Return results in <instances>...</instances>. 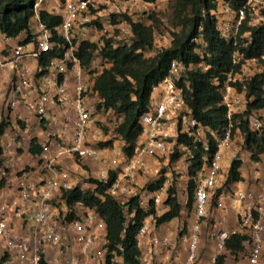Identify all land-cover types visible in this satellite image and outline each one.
<instances>
[{"label": "built area", "instance_id": "2783aa9c", "mask_svg": "<svg viewBox=\"0 0 264 264\" xmlns=\"http://www.w3.org/2000/svg\"><path fill=\"white\" fill-rule=\"evenodd\" d=\"M44 1L46 0H36L34 3L36 15L30 23L33 36L30 43L23 44L24 40L10 47L9 42L13 40L12 38L3 35L0 39V71L6 69L12 71L7 87L6 108L15 109L35 94L37 97L33 103L34 111L39 122L44 126L47 124L49 112L55 108L60 109L64 123L73 130L72 139L57 144V148L51 150L52 152L48 146L43 145L41 159L47 161L49 166L64 157L75 158L79 163L96 162L98 164L96 177L101 181H106L112 171L117 172L119 169L123 179H130L132 175L139 174L146 179V184L142 188L133 185L124 186L118 176L109 193L122 203L130 198H138L144 209L152 204L157 216H162L168 211L165 201L169 189L175 183L173 172L186 176L189 180L188 170L195 159L194 151L178 142L180 135L194 138L195 143L202 144L208 150L207 133L212 134L192 116L186 105L185 88L179 85L182 81L188 85V72L194 65L187 66L178 60L172 62L169 75L154 89L149 111L140 119L142 134L133 157L126 159L122 156L123 158L110 159L105 155V150L91 140V129L97 124L100 113L98 107L102 100L94 88L97 74H94L93 70L96 69L91 66L88 70L82 66L77 57L78 48L80 42L90 41L86 36L94 31L100 32L102 38L112 37L111 31L117 28L113 16L124 14L131 16L140 6L150 2L148 0H57L52 5L44 6ZM41 10L60 16L61 25L54 30L48 28L40 20ZM214 14L221 38L227 43L237 45L246 23L252 28L264 24V0H248L238 9H234L229 1L222 0L218 2ZM94 22L96 25L97 22L100 23L99 29H102L98 30L93 26ZM60 40L64 43L61 44ZM196 42L202 45V49H197L202 55L206 47L204 41L201 38ZM28 45H32L31 51L27 50ZM44 54L52 55L45 68L38 65L33 69L26 61L31 58L38 60L39 63V59ZM233 60L234 64H239L244 57L237 51L233 55ZM252 63L256 62L246 61L240 74H230L228 77L223 103L227 108L230 125L221 137H215L217 152L209 161L206 159L198 175L192 212L185 211L187 219L179 226L175 239L160 234L154 217H148L138 234L142 249L140 264H203L201 240L205 221L210 218L213 208L226 212L228 202L236 205L238 224L230 231L211 227L209 239L216 247V254L210 259L209 264H216L218 257L227 253L226 241L237 234L248 237L244 244L247 264H260L264 255V187L260 191L229 192L222 183L225 182L226 177L221 167L222 152L234 137L233 118L246 108L241 93L233 84L241 80L247 66ZM250 124L253 132L260 133L263 129V121L257 117H253ZM22 147L23 142L19 137L13 138L12 145L0 146L3 153L10 148L21 150ZM1 175L0 256L5 258V264H43V262L106 264L108 250L104 247L106 242L104 221L93 211H87L82 219L72 223L65 220L68 209L58 198L62 190H70L76 186L57 176L45 180L39 188H35L29 182V171H23L18 196L10 202H5L1 200L3 192L1 180L3 177L6 178V174L3 171ZM188 180L184 188L186 197L180 202L184 207H187L189 201ZM160 181L164 184L159 190L150 191L146 188L147 185H156ZM178 198H180L179 193ZM59 205L66 208L64 212L60 211ZM159 210L164 211L162 215H159ZM185 212L183 210L181 215ZM18 214L28 217L26 235L18 234L11 223L12 217ZM191 217H193L192 223L189 222ZM73 243L78 247L76 251ZM48 249L61 254V258L48 259L45 255ZM182 249L187 251L186 259L182 258ZM165 251L168 254L164 259L159 260ZM110 264H124V262L122 258L116 256Z\"/></svg>", "mask_w": 264, "mask_h": 264}, {"label": "trees", "instance_id": "16d2710c", "mask_svg": "<svg viewBox=\"0 0 264 264\" xmlns=\"http://www.w3.org/2000/svg\"><path fill=\"white\" fill-rule=\"evenodd\" d=\"M219 1L222 0H175V25L182 27L183 31L173 33L172 46L161 50L153 58H146L145 53L154 48V27L125 14L120 17L121 22L126 21L130 26L132 38L129 43L116 44L110 38H103L102 45H99L85 40L80 42L77 52L82 66L88 70L98 58L108 65H104L99 72L93 70V73L97 74L94 88L102 100L98 110L103 113L112 112L118 119L114 133L125 142L123 153L126 159H131L135 153L142 134L140 119L149 111L154 89L169 75L172 62L178 60L187 66L194 65L188 72V85L184 81L179 85L185 88V101L192 116L212 134L207 133L208 150L187 135H180L178 139L180 144L189 146L195 154L188 170V213L193 209L198 175L206 159L209 161L217 152L215 137H221L230 125L227 108L223 103L228 77L230 74H240L243 65L250 60L261 63L263 69L254 76L244 81L237 80L233 84L239 93L245 95L246 108L241 114L234 116L232 129L233 133L239 130L243 135V148L251 154L253 162H260L261 156L264 155V118L261 114L264 110V24L252 28L246 23L237 45L227 43L220 36L214 14ZM223 1H229L234 9H238L248 0ZM35 2L36 0H0V32L12 39L25 33L23 44L30 43L33 39L30 23L36 15ZM39 17L41 22L52 30L62 23L60 16L52 15L46 10H41ZM201 38L206 46L202 55L197 52V49H202V45L196 42ZM60 43L64 41L60 40ZM237 51L243 55L244 60L234 64L233 55ZM51 56L44 54L39 59V66L47 67ZM253 117L263 121L260 133L251 130L250 122ZM18 123L23 127L21 121ZM10 126L9 118L1 121L0 138ZM112 144V141H109L99 143L98 146L105 148ZM29 151L34 156L41 155L43 147L37 139H33ZM3 164V150L0 148V176L3 173ZM242 166L241 159L232 161L224 182L227 190L231 185L244 181ZM117 177L118 171H112L106 181L98 180L97 177L91 178L88 181L92 185L91 188L76 186L70 190H62L58 199L68 209L65 217L68 223L82 219L87 211H93L104 221V247L108 250L106 264H110L116 256L122 258L124 264H140L142 249L138 234L145 220L152 216L157 226L167 224L181 217L183 206L178 198L176 183L169 189L165 201L168 211L160 217L157 216L154 205L150 204L144 209L138 198H130L122 203L109 193ZM6 183V178L3 177L1 186L5 187ZM163 184V181H160L156 185L149 184L146 188L157 191ZM78 205L85 210L77 213ZM247 239L246 235H232L226 241L227 253L235 257L244 253ZM227 257L226 254L219 256L216 264H225ZM0 264H5V258H2Z\"/></svg>", "mask_w": 264, "mask_h": 264}, {"label": "crops", "instance_id": "0c3cea01", "mask_svg": "<svg viewBox=\"0 0 264 264\" xmlns=\"http://www.w3.org/2000/svg\"><path fill=\"white\" fill-rule=\"evenodd\" d=\"M147 5L150 4L140 6V8H138L140 10H136L135 12L147 11V9H149ZM144 17V15H141L140 21H144ZM96 35L89 37V40L91 42H95L94 39L97 38ZM1 38H3V34L0 32V39ZM25 39V34H22L18 38L11 40L9 42L10 45L8 43L7 44L12 47L11 45H15L16 43L24 41ZM27 50L31 51L32 45H28ZM26 61L33 69H36L39 65L38 60L36 59L28 58ZM92 68L96 69L98 72L100 71V68L95 66V63H93ZM11 76L12 71L10 69L0 71V103H4V106L2 105L3 107L0 108V123L3 112H8V115L4 116L9 118L11 122V126L0 138V146L2 144L12 145L13 138L19 137L22 139L23 147L21 150H14V148H10V150H5L3 153L4 164L2 169L6 174L7 183L5 187H3L1 200L10 202V200L18 196L19 182L21 179V173L23 171H29V182L35 188H39L45 180H49L57 176L59 179L65 180L74 186L78 185L84 189L91 188L92 185L88 183V181L91 178L96 179L98 167L96 162L87 161L79 163L75 158L64 157L56 160L54 165L49 166L47 161L41 159V155L34 156L30 153V144L33 139H37L40 146H48L50 151H54L57 148V144L68 142L72 139L73 130L64 123L62 112H60V109L56 108L49 112L47 116V124L45 126L42 125L39 122L33 107L35 97H37L35 94L26 101H23V103L17 106V108L8 110L6 108V94ZM241 96L243 99H245L244 94H241ZM261 114L264 117V110L261 112ZM18 121L22 122L23 127L19 125ZM116 124V117L112 112H100L98 114L96 126L91 129V140L94 144L98 145L99 143L112 141V146L102 148L106 152L105 155L110 159L115 157L123 158L122 156H124L123 147L125 146V142L121 138L117 137V135L114 133ZM237 140L238 139L232 140L227 148L222 152L221 167L223 175H225L227 179L232 161L236 158L241 159L243 161L241 174L244 178V181L231 185L230 190L228 191H260L264 187V155L261 156L260 162H253L251 160V154L244 150L242 145L237 144ZM118 176L121 179L122 185L124 186L133 185L142 188L146 184L145 177L139 174L132 175L130 179H123L120 169L118 171ZM182 178L185 179L186 184L188 178L186 176H183ZM222 183H224V181ZM59 207L61 212H64L66 209L62 205H59ZM84 210L85 209L80 205L76 207L77 213L83 212ZM163 212V210H159V215H162ZM186 218L187 216H181L172 222L163 224L156 228L160 234L174 239L179 228L178 220H182V222H184ZM27 219V216L20 214L14 215L12 217L11 223L18 234L26 235V230L29 225L28 222H26ZM192 220L193 217H191L189 222L192 223ZM205 222L206 224L203 226L202 230L201 259L203 264H209L210 259L216 254V247L209 239V233L206 231V228L209 226L210 230L211 227H215L225 231L235 229L238 224L236 205L228 202V208L226 212L213 208L210 218ZM73 248L75 251L78 248L75 243H73ZM167 254L168 252L165 251L159 257V260L164 259ZM225 254L228 256L225 264H247V253L245 252L240 254L238 257L229 255L228 253ZM45 255L48 259L49 256H51L50 260H53L54 258H61V254H57L55 251L50 249L45 252ZM260 264H264V255L261 258Z\"/></svg>", "mask_w": 264, "mask_h": 264}, {"label": "rangeland", "instance_id": "374dc122", "mask_svg": "<svg viewBox=\"0 0 264 264\" xmlns=\"http://www.w3.org/2000/svg\"><path fill=\"white\" fill-rule=\"evenodd\" d=\"M148 1L150 2V5H147L149 8V9H147V11H144V12L137 11V12L133 13V15L130 17L131 18L134 17V19L140 20L141 15H144L145 16L144 17V23L154 27V29H155V45H154V48L145 53L146 58H153L161 50H163L165 48H169L172 46V42H173V38H174L173 33H181L183 30H182V27H178L175 25L176 24L175 18H174L175 0H148ZM55 2H57V0H46V1H44V3L46 4V5L44 4V6L52 5ZM113 22L115 24H117V28L114 29L113 31H111L110 34L112 37H109V38L111 40H113L116 44L129 43L131 41V38H132V33H131V31H129L131 29H130V26L128 25V23L126 21L121 22L120 16H113ZM99 24L97 22V25H96V22H94L92 25L97 27L98 30H100L102 28L99 29V27H101ZM99 33L100 32H96V31L91 32L86 36V38H89V37H92V36L98 34V35H96L97 38H95L94 41L96 43H98L99 45H101V42H103V38L99 35ZM104 65H106V64H104V62L100 58L95 59V66H97L100 69H103L105 67ZM106 66H108V65H106ZM261 66H262V64L258 63V62L252 63L249 66H247L244 75L241 77V81H244L246 78H250V77L254 76L255 74L259 73L260 71H262L263 68ZM3 104L0 103V108H2L4 106ZM2 114H3V116L1 118V121L6 119V116H4V115H8V112H3ZM116 123H118L117 118H116ZM233 135H234V137L232 138V140L238 139L236 141L237 144L242 145L244 147L245 140H244L243 135L240 133V131L239 130L234 131ZM173 174H174L173 176L175 179V183H176L177 188H178V193H179V197H180L179 200H180V202H182L184 200L183 197H186L185 196L186 193L184 191L185 179L181 178L183 175H180L176 172H173ZM183 208H184L183 209L184 212L187 211L186 207L183 206ZM186 215H187V213L185 212L184 215H181V216L185 217ZM182 224H183L182 220H180V221L178 220V227L181 226ZM209 230H210V227L208 226L206 228V231L209 233ZM181 252H182L181 253L182 258L186 259L187 251L185 249H182ZM50 258H51V256H49V259ZM1 260H2V257L0 256V262H1Z\"/></svg>", "mask_w": 264, "mask_h": 264}]
</instances>
